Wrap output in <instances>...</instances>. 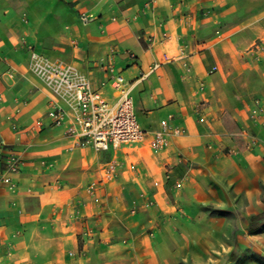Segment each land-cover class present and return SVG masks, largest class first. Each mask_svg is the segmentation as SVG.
<instances>
[{
    "label": "crops",
    "instance_id": "crops-1",
    "mask_svg": "<svg viewBox=\"0 0 264 264\" xmlns=\"http://www.w3.org/2000/svg\"><path fill=\"white\" fill-rule=\"evenodd\" d=\"M32 49L110 101L121 74L148 137L163 120L182 134L156 152L148 139L79 147L67 135L75 93L48 84ZM256 54L263 72L237 95L229 76ZM236 57L245 63L228 69ZM55 104L67 111L61 124ZM262 182L264 0H0V264H264V221L251 231L226 215L263 213Z\"/></svg>",
    "mask_w": 264,
    "mask_h": 264
},
{
    "label": "built area",
    "instance_id": "built-area-1",
    "mask_svg": "<svg viewBox=\"0 0 264 264\" xmlns=\"http://www.w3.org/2000/svg\"><path fill=\"white\" fill-rule=\"evenodd\" d=\"M31 53L35 60V70L45 77L48 84L56 90L64 89L75 93L77 105L69 114L73 121L67 135L78 137L79 147L91 145L97 151L120 150L124 146H137L148 139L151 150L156 152L169 144L170 135L182 134L179 126L163 120L161 128L148 137L137 119L131 86L121 74L111 75L110 84L119 94L114 101H110L104 96L102 87L94 85L88 76L79 74L71 65L55 64L35 49H32ZM108 68L111 72L114 71L112 64H109ZM259 111L260 108L251 115L253 119L259 117ZM67 116V111L62 106L54 105L51 117L57 124L63 123ZM257 143L258 139L250 136L248 146L253 147ZM20 164V158L12 155L7 161L8 172H18ZM118 166L117 159L106 162L101 168L104 179H115Z\"/></svg>",
    "mask_w": 264,
    "mask_h": 264
},
{
    "label": "rangeland",
    "instance_id": "rangeland-1",
    "mask_svg": "<svg viewBox=\"0 0 264 264\" xmlns=\"http://www.w3.org/2000/svg\"><path fill=\"white\" fill-rule=\"evenodd\" d=\"M245 40H246V38H245ZM241 42L242 43L244 42V38H241L239 41H237L236 44L239 45V44H241ZM255 46L256 45H254V44L251 45L250 46L251 47L250 49L252 50L253 48H255ZM254 57L252 56V57H249L247 59V62L246 63L249 64V65L246 64L247 66L244 67V69L246 68V70H244L242 72L239 71L237 73H232L229 76V81L232 82V86H231L230 89H232V91L235 94H237V95L244 88V87H242L240 85V83H244L243 81L246 78H249L251 75H254L257 78L258 73H260L262 71L260 65L258 64V63H261L262 62V59L260 60L259 55H257V54L254 55ZM239 58L236 57V59H235L236 61H234V62H233L234 58L232 60H230L229 62H227L226 63L227 68L228 69H232V68H230V66L233 63H234V65H238V66L239 65L241 66V62H244L245 63V61L243 60V58H241V59H239ZM247 68H254V69L253 70H249ZM258 116L259 117L255 120L256 122H258V120L261 119V115H258ZM257 139H258V142H259L260 141V138L257 137ZM248 190L249 191H247V193L248 192L249 193H248V195L246 197L247 198L246 203H243L242 206L245 205V208L246 209H249L251 211V209H252V203L255 204L257 202V201H255V199L257 198V196H256L257 191H256L255 187L253 186V184L252 185L251 184L249 185ZM259 191H260L261 195L263 196L262 201H264V182L260 183ZM238 205H239V203H238ZM211 207H213L212 204H211ZM234 207H235V205H234ZM234 209H236V210H233V211L228 210L227 211V214H226L227 215V218L229 219V221L231 223H233L234 225H237L238 223L240 224L241 222L242 223L243 222L245 223L247 221V219L249 220L250 225H254V226H258V225H260L261 222L264 221V212L263 213H260V214H251V213H249L248 215L245 214L243 216H240V214H239L240 212L238 210L239 208H237V206H236ZM252 217H254V218H252Z\"/></svg>",
    "mask_w": 264,
    "mask_h": 264
},
{
    "label": "trees",
    "instance_id": "trees-1",
    "mask_svg": "<svg viewBox=\"0 0 264 264\" xmlns=\"http://www.w3.org/2000/svg\"><path fill=\"white\" fill-rule=\"evenodd\" d=\"M252 218H254V217H252ZM254 228H255L254 225H251L250 230L254 231Z\"/></svg>",
    "mask_w": 264,
    "mask_h": 264
}]
</instances>
